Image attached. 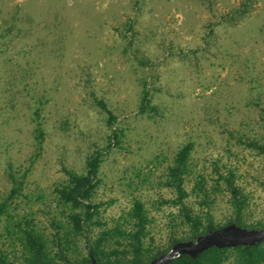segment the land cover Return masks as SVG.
<instances>
[{"label": "rangeland", "instance_id": "rangeland-1", "mask_svg": "<svg viewBox=\"0 0 264 264\" xmlns=\"http://www.w3.org/2000/svg\"><path fill=\"white\" fill-rule=\"evenodd\" d=\"M145 86L154 109L142 113ZM98 100L117 116L118 143ZM262 107L264 0H0V200L13 174L17 210L48 236L62 217L64 168L84 172L101 152L94 200L103 224L91 235L122 223L140 199L151 218L145 241L168 245L179 211L162 202L175 197L163 181L187 142L188 206L227 223L229 193L215 186L218 171H232L247 196L244 223L264 224V157L248 145L264 143ZM200 178L209 204L195 189Z\"/></svg>", "mask_w": 264, "mask_h": 264}, {"label": "trees", "instance_id": "trees-1", "mask_svg": "<svg viewBox=\"0 0 264 264\" xmlns=\"http://www.w3.org/2000/svg\"><path fill=\"white\" fill-rule=\"evenodd\" d=\"M98 104L107 113V125L112 128L110 139L120 141L122 131L113 125L117 121L116 114L103 100ZM151 105L149 90L142 91L140 111L146 112ZM38 114V110L36 111ZM261 121L264 128V107L261 109ZM35 129L39 144L43 141V130L38 125ZM248 145L264 157V143L249 142ZM193 143L183 144L175 153L173 161L167 166L163 184L171 188L175 197L162 202L178 207L179 221L173 226L170 241L165 247H155L145 240L149 235L151 218L144 203L135 199L123 216V222H118L113 228H103L96 236L91 232L95 226L102 225L99 213L102 202L94 200L100 184L99 171L103 162L101 152L90 155L85 164L84 172H76L64 168L66 179L55 188L57 205L61 207L62 217L53 216L52 225L56 231L46 235L35 223L34 217L21 214L17 198L21 194L22 181L13 178V186L0 200V219L4 226L0 238L8 244H0V264H91L95 259L98 264H142L151 261L168 251L177 242L195 240L199 235L218 229L229 223H236L246 228H262L264 224L247 225L244 223V211L247 207V196L235 183L232 171H218L217 186L222 181L229 193V203L233 209L232 218L224 224H217L213 214L196 213L188 206L185 199L189 192L185 188V177L189 172V159ZM25 174L23 175V177ZM197 193L204 195L202 204H209L210 194L204 187V179L195 183ZM181 228V233H177ZM85 238V252L78 249L77 239ZM169 264H264V241L253 245H238L235 247L216 246L203 250L196 256L182 254Z\"/></svg>", "mask_w": 264, "mask_h": 264}, {"label": "water", "instance_id": "water-1", "mask_svg": "<svg viewBox=\"0 0 264 264\" xmlns=\"http://www.w3.org/2000/svg\"><path fill=\"white\" fill-rule=\"evenodd\" d=\"M261 241H264V227L259 229L246 228L236 223H229L218 229L199 235L195 240L190 239L177 242L168 251L142 264H169L182 254L186 253L196 256L203 250L213 246L219 248L235 247L238 245H253ZM91 264L98 263L93 259Z\"/></svg>", "mask_w": 264, "mask_h": 264}]
</instances>
